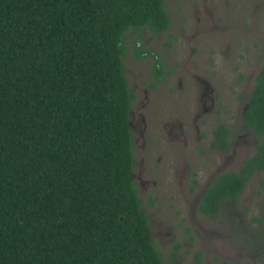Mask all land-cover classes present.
<instances>
[{
	"label": "trees",
	"instance_id": "1",
	"mask_svg": "<svg viewBox=\"0 0 264 264\" xmlns=\"http://www.w3.org/2000/svg\"><path fill=\"white\" fill-rule=\"evenodd\" d=\"M170 24L164 0H0V264L176 257L160 256L131 177L136 94L123 64L126 34L139 57L142 31ZM241 125L256 137L254 150L204 187L196 204L204 217L264 172V56ZM212 134V146H226L222 123Z\"/></svg>",
	"mask_w": 264,
	"mask_h": 264
},
{
	"label": "rangeland",
	"instance_id": "2",
	"mask_svg": "<svg viewBox=\"0 0 264 264\" xmlns=\"http://www.w3.org/2000/svg\"><path fill=\"white\" fill-rule=\"evenodd\" d=\"M164 4L170 28L142 31V56L135 57L134 36H124V75L136 94L128 118L131 177L151 237L163 259L175 252L170 264H258L264 172L254 173L213 218L196 204L215 175L237 170L254 150L256 137L242 129L241 114L264 56V0ZM217 122L229 129L224 148L211 145Z\"/></svg>",
	"mask_w": 264,
	"mask_h": 264
},
{
	"label": "flooded vegetation",
	"instance_id": "3",
	"mask_svg": "<svg viewBox=\"0 0 264 264\" xmlns=\"http://www.w3.org/2000/svg\"><path fill=\"white\" fill-rule=\"evenodd\" d=\"M135 99H136V98H135ZM133 102H134V101H133ZM133 102H132V103H133ZM245 105H246V103H245ZM245 107H246V106H245ZM245 107H244V109H245ZM244 109L242 110V112L244 111ZM241 116H242V114H241ZM217 123H218V122H217ZM217 123H216V124H217ZM220 123H221V122H220ZM223 125H224V124H223ZM215 126H216V125H215ZM224 126H225V125H224ZM241 126H242V125H241ZM225 127H226V126H225ZM226 128H227V127H226ZM227 129H228V128H227ZM242 129H243V127H242ZM243 130H245V129H243ZM245 131H246V130H245ZM228 136H229V129H228V135L226 136V144H227V138H228ZM215 146H216V145H215ZM218 146L222 147V146L219 145V144H218ZM223 148H224V147H223ZM242 163H243V162H242ZM242 163H241V164H242ZM240 166H241V165H240ZM237 170H238V169H237ZM224 172H225V171H224ZM220 173H221V172H220ZM218 174H219V173H218ZM215 176H216V175H215ZM249 178H250V177H249ZM246 182H247V181H246ZM207 184H208V183H207ZM243 188H244V187H243ZM203 189H204V188H203ZM242 190H243V189H242ZM200 194H201V193H200ZM235 198H236V197H235ZM222 204H223V203H222Z\"/></svg>",
	"mask_w": 264,
	"mask_h": 264
}]
</instances>
